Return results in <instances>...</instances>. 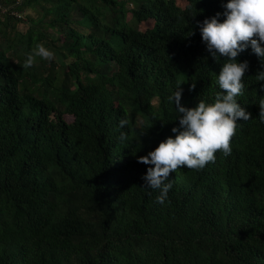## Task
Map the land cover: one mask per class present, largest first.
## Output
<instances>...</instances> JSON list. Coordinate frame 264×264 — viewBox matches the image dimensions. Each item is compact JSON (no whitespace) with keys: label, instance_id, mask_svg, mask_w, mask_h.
I'll return each instance as SVG.
<instances>
[{"label":"trees","instance_id":"trees-1","mask_svg":"<svg viewBox=\"0 0 264 264\" xmlns=\"http://www.w3.org/2000/svg\"><path fill=\"white\" fill-rule=\"evenodd\" d=\"M225 2L0 0V264H264V81L250 48L237 59L251 116L232 153L171 171L164 204L138 160L175 135V89L188 107L219 90L197 21ZM38 43L55 57L25 67Z\"/></svg>","mask_w":264,"mask_h":264},{"label":"clouds","instance_id":"clouds-1","mask_svg":"<svg viewBox=\"0 0 264 264\" xmlns=\"http://www.w3.org/2000/svg\"><path fill=\"white\" fill-rule=\"evenodd\" d=\"M222 8V12L197 21L207 51L215 61L222 62L216 74L219 90L212 100L201 98L194 107H188L181 103L183 89H175L168 97L178 113L175 118L178 126L171 128L175 135L167 136L146 155L138 157L140 162L149 165L142 177L144 188L159 190L156 196L159 204L168 199L173 187V180L168 177L178 166L200 170L215 162L217 151L224 156L232 153L231 140L240 124L238 120L247 121L251 116L238 99L245 90L243 77L249 69L248 60L237 59L240 53L250 48L259 58L261 70L255 79L264 81V0H226ZM25 55V67H31L36 57L51 61L56 53L38 43ZM220 57L225 59L221 61ZM260 115L264 118V111ZM118 123L123 129L129 121L122 118ZM126 138V132L121 131L120 140L123 142Z\"/></svg>","mask_w":264,"mask_h":264},{"label":"rangeland","instance_id":"rangeland-1","mask_svg":"<svg viewBox=\"0 0 264 264\" xmlns=\"http://www.w3.org/2000/svg\"><path fill=\"white\" fill-rule=\"evenodd\" d=\"M27 28V25H25L23 22L22 23H19L18 26H17V29L21 32H24ZM66 120L67 121H70L71 118L70 117H66Z\"/></svg>","mask_w":264,"mask_h":264}]
</instances>
